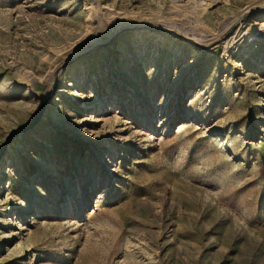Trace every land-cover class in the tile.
<instances>
[{"label": "rangeland", "instance_id": "obj_1", "mask_svg": "<svg viewBox=\"0 0 264 264\" xmlns=\"http://www.w3.org/2000/svg\"><path fill=\"white\" fill-rule=\"evenodd\" d=\"M25 128L0 264H264V0H0Z\"/></svg>", "mask_w": 264, "mask_h": 264}, {"label": "water", "instance_id": "obj_2", "mask_svg": "<svg viewBox=\"0 0 264 264\" xmlns=\"http://www.w3.org/2000/svg\"><path fill=\"white\" fill-rule=\"evenodd\" d=\"M41 114H42V110H40V112L38 113L37 120L40 118ZM26 130H27V128L22 129V130H19L17 132H14L9 138H7V140L4 142L3 146L0 149V158L3 155V153H4V151H5L6 147H7V145L11 142V140L13 138H15L20 132H25Z\"/></svg>", "mask_w": 264, "mask_h": 264}, {"label": "bare ground", "instance_id": "obj_3", "mask_svg": "<svg viewBox=\"0 0 264 264\" xmlns=\"http://www.w3.org/2000/svg\"><path fill=\"white\" fill-rule=\"evenodd\" d=\"M4 174H5V171L1 168V169H0V176H1V175H4Z\"/></svg>", "mask_w": 264, "mask_h": 264}]
</instances>
